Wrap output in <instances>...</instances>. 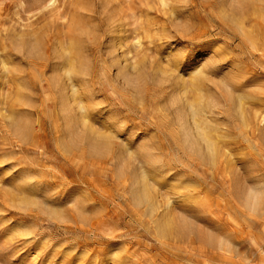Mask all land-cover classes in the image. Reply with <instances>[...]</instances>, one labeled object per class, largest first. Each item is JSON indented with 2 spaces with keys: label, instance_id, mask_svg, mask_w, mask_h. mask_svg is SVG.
<instances>
[{
  "label": "rangeland",
  "instance_id": "rangeland-1",
  "mask_svg": "<svg viewBox=\"0 0 264 264\" xmlns=\"http://www.w3.org/2000/svg\"><path fill=\"white\" fill-rule=\"evenodd\" d=\"M24 1L19 9V0H0V62L7 69L6 108L12 115L10 122L0 117V264H264V130L259 129L264 115V0L231 5L226 0H122L132 27L128 45L138 41L136 52L148 58L146 80L141 75L138 82L145 90L144 102L114 80L113 68L104 74L100 60L106 57L108 29L102 0H54L48 7L52 0ZM119 1L110 0L107 10L117 8ZM62 21L67 46L76 39L78 53L88 55L92 69V87L90 82L87 87L81 84L80 92L84 96L85 87L84 92H91L92 100L85 98L83 103L89 109L86 123L97 133L83 128L77 146H67L56 102L41 81V73L48 75L52 68L55 24ZM20 25L35 32L39 53L30 52L26 41L20 46L12 41ZM203 57L214 58L220 69H210L201 91H188L187 96L206 104L212 92L219 96V80H230L234 97L242 88L241 104L249 123L242 124L232 101L228 112L216 108L218 115L207 114L213 126H219L215 162L181 146L171 132L166 100L177 73H186V65ZM157 68L163 69L164 78ZM20 77L28 89L17 83ZM219 100L222 107L224 98ZM91 142L95 149H87ZM119 157L124 170L118 166ZM140 169L161 202L157 215L169 201L173 214L186 221L182 232L158 239L144 216L145 205L134 204L131 184ZM247 188L258 193L255 210L244 204L241 192ZM31 199L60 201L62 213L50 216ZM19 223L31 232L29 237L16 231ZM110 249L116 251L114 259Z\"/></svg>",
  "mask_w": 264,
  "mask_h": 264
},
{
  "label": "bare ground",
  "instance_id": "bare-ground-1",
  "mask_svg": "<svg viewBox=\"0 0 264 264\" xmlns=\"http://www.w3.org/2000/svg\"><path fill=\"white\" fill-rule=\"evenodd\" d=\"M53 2H54V0L50 1L47 5H45V7H48V6L52 5ZM109 2H110V0H102V3H101L102 7H103V10H104V13H106V27H107L106 29H108L107 30L108 31V33H107L108 34V41H107L106 46H105V52H106L105 56L106 57L105 58L101 57L100 63L102 65V67H104L103 68L104 69V74L107 73V71L110 74V70L113 71V69H114L115 70L114 71L115 74H114V76H112V77H114V80L121 82V84H123L125 88H127V89L130 88L131 91L134 93L133 96L136 99H139L141 102H144L143 99H142V91H143L144 88L141 89V87L138 85L140 83H138V82L140 80L139 77L141 75H142V78H143V70L145 68V65H147L145 63L148 60V58H146V55L143 56V57H139L138 53L136 52L137 51L136 50L137 45H141V44L138 43V41L134 42L133 46L132 45L131 46L128 45V41L130 40V35L128 34V32H130V29L132 27L129 29L130 24L128 23V20H129L130 16H129L128 13H126V11H124L123 8H125V7H122V4L124 3V1L122 2V0H121L119 2H116V3H118V6L115 5V6H117V8H115L114 10L113 9L112 10L109 9L110 11H108L107 10L108 9L107 6L110 4ZM163 2H164V0H163ZM234 2H238V0H226L225 4L229 3L228 5H231ZM244 3H246V2H244ZM35 4H37V3H35ZM40 4H42V3H40ZM25 5H26V3H25L24 0H19V2H18L19 9L24 8ZM84 7H86V6H84ZM38 9H40V8H38ZM41 10H43V9L41 8ZM53 10H54V8H53ZM91 10H92V8H91ZM239 11H241V10H239ZM240 13L241 12H239L238 14H240ZM241 14H243V13H241ZM227 17L230 18V16H227ZM94 18L95 17H93V19ZM103 19H104V17H103ZM230 22H232V21H230ZM71 24H73L72 21H71ZM64 26H65V23L63 21L62 22H57L55 24L54 39H53L54 41H53V45H52V50H53L52 62H53V64H52V68L50 70V73H49V71H48L49 74L47 73L48 75H46V73H44V72L41 73V78H42L41 81L46 84V87H47L46 90L50 92L54 102H56V107H57V111L56 112L59 113L58 115H61V119L63 121L64 139L66 140L67 146H70V145L78 144L76 142H78L77 141L78 136L81 133L83 128H85L84 130L88 131L87 133H90L92 135L94 133H97V130H95L92 125H88V123H86L88 121V115H89V114H87L88 113L87 110H89V109H87L86 106L84 105V103H85L84 99L86 98V100H87V99L91 98V96L89 94L90 91L88 93L84 92L85 90H87L86 89V87H87L86 84L90 82V81H88L89 80V78H88L89 77V72H90V69H91L90 59H89L88 55L81 56L80 53H78L79 49L77 50V48L75 47V45L77 43L76 39H70L69 40L70 41V45L67 46V44H66V42H65V40L63 38V36H66L65 33H67V32L63 31ZM72 26H73V29L72 30L69 29L70 33H74V31H75L76 25L74 24V25H71V27ZM131 26H133V25H131ZM19 27H20L19 29L13 30V32L11 34L12 35L11 36L12 37L11 38L12 41L16 44V46H20L22 43H24L26 41L25 46L30 52H32V53L34 52L35 54L39 53V51L37 50L38 42H37L36 34L32 30V28L25 27L24 25H20ZM94 28H96V27H94ZM135 29H136V27H135ZM136 35H138V34L136 33ZM103 39H104V37H103ZM69 41H68V44H69ZM101 42L104 43V41H101ZM90 43H92V42H90ZM95 44H96V42H95ZM100 48H101V46H100ZM15 51L17 52L16 49H15ZM100 51H101V49H100ZM100 51H99V53H100ZM21 52H22V50H21ZM150 53L152 54V52H150ZM15 54H17V53H15ZM33 54H31V56ZM168 56H170V55H168ZM107 57L109 58V60L106 59ZM161 57H158V58H161ZM175 57H176V55H175ZM25 58H27V57H25ZM163 58H164V56H163ZM33 59H35V57ZM167 59L165 60V62H167ZM0 60H1V58H0ZM92 60H93V58H92ZM161 60L162 59H160L159 61H161ZM213 60H214V58H209L207 60L206 58L203 57V58H200V59H196L191 64L186 65V66H188V68L186 69V73H183V74L177 73L176 77L174 78V82H173L174 90L172 92L168 91L169 95L166 93L168 95V98L166 99L167 100V104H168V107H170V109H171L170 110L171 113H169L171 118H170V116L168 114H166L171 119L169 121L172 122V125L170 124L171 132L174 133V135L178 138L179 143L181 144V146L183 148L187 149L191 153L199 155L202 159H209L211 162H215V160L217 159V155H218L217 149L218 148H217L216 141L214 140L215 139L214 137H215V133L218 134L220 132H215L216 128H217L216 127L217 124L215 125V127L213 126L215 124V122H213L214 124L212 123V120H211L210 116L208 117V119L210 118V121H211L210 123H212V125L209 124V120L207 119V114L218 115L219 111H216V108H224V110L226 112H228L230 110V106H229L228 102L232 101L233 102V110H234L235 113H237V117L239 118V120L245 126H248V124H249L248 123V117L246 115V111L244 110V108L242 107V104H241L242 98L245 97V95L241 93L242 92L241 91L242 88L239 89V92L235 91L236 92V96L234 97L232 95L233 94L232 92H234L233 89H232V85L233 84L230 83V80L224 79L223 78L224 76L222 77L223 79L219 80V88L217 90V93L219 94V96L215 95L214 92H212L213 94H211V95L208 93L210 96H208V100H207L206 104H203L202 101H199V100L197 102V101L194 100L195 98L191 99L190 96L189 97L187 96L188 91H195V92L201 91L200 84L202 83V81L204 79L207 78L206 75H207L208 71L210 69L219 67V66H216V63ZM169 61L170 60H168V62ZM212 62H214V63H212ZM43 63L46 64L45 62H43ZM22 64H24V63H22ZM0 65H1V71H0V117L4 118L5 120L10 122L12 120V115L8 112V110L6 108V105H7L6 101H7V97H8V92H7L8 88L5 89V84L7 83V80H6V71H7V69L5 67L6 65L4 64L3 60L0 62ZM165 66H167V64ZM177 66H179V64ZM35 68H37V67H35ZM46 68H47V66H46ZM167 68H169V67H166V69ZM94 69H95V67H94ZM219 69H220V67H219ZM17 70H18V68H17ZM157 70H158L157 72L160 75L161 74L165 75V73H164L162 68H157ZM18 71L21 72V70H18ZM43 71H45V70L43 69ZM91 71H92V69H91ZM170 71L168 72V74L170 73ZM17 73H19V72H17ZM17 73H15V75H17ZM25 73L26 72H24L23 74H25ZM90 73H92V72H90ZM171 73H172V71H171ZM147 75H149V74H147ZM156 75H157V73L155 74V76H153V78L156 77L155 79H157L158 76H156ZM164 75H163L162 78H164ZM25 77H26V75H25ZM232 77H234V76H232ZM170 78H171V76H170ZM20 79L24 80L22 77H20L19 80ZM144 79L146 80V78H143V81H144ZM207 80L208 79H206L205 81H207ZM20 81L17 82V83H19L21 85V88L30 87V86H27L28 84H25L26 83L25 81H24V84H21L22 81L21 82ZM163 81L164 80H162L160 82L165 84V81L164 82ZM170 81H171V79H170ZM152 82H153V80H152ZM157 82L160 83L159 81H157ZM108 83L109 82H107V84ZM143 83L145 84L146 82H143ZM166 83H168V82H166ZM45 84L44 85L42 84L43 88H44ZM81 84H84L86 86L84 91L81 89L83 91V93H84V96L80 92V88H81L80 85ZM112 84H114V83H112ZM154 84H155V81H154ZM90 85L92 87V83L91 82H90ZM117 86H115V87H117ZM142 86H144V85H142ZM161 86H164V85L162 84ZM18 87H19V85H18ZM145 87H147V86H145ZM152 87H154V86H152ZM170 87H172V85ZM207 87H208V85H207ZM122 88L123 87H121V90H122ZM118 89H119V87H118ZM158 89H160V88H158ZM19 90H20V88H19ZM25 90L26 89H24L23 92ZM224 91L226 93H224ZM19 92H21V90ZM163 92H164V90H163ZM147 93H145V94H147ZM21 94H22V92H21ZM120 94H122V93H120ZM123 95H125V93H123ZM92 96H93V94H92ZM9 97H10V95H9ZM131 97H132V95H131ZM202 97H203V95H202ZM220 97L224 98L222 107H221V102L219 100V99H221ZM28 98H29V96H28ZM192 98H193V95H192ZM26 99H27V97H26ZM26 99H24V100H26ZM90 100H92V99H90ZM202 100H203V98H202ZM21 101H23V100H21ZM86 102H88V100ZM141 102H140V104H141ZM167 104H166L165 107H167ZM86 105H88V104H86ZM250 105H251V103H250ZM87 107L91 108L90 105L87 106ZM165 113H163V114H165ZM101 115H100V117H102ZM162 117H163V115H162ZM259 118H260V116H259ZM105 120H103V121H105ZM14 124H16V123H14ZM26 124L28 125V123H26ZM112 125H113V123H112ZM256 126H255V129L258 127V126L257 127ZM60 127H62V126H60ZM112 127H114V126H112ZM260 127H262V128H260ZM104 128H105V126H104ZM218 128H219V126H218ZM218 128H217V130H218ZM251 128H253V127L251 126ZM222 129H224V128H222ZM259 129L264 130V115L261 116V118L259 120ZM110 133H112V132H110ZM24 134H26V133L24 132ZM103 134H104V137H105L106 136L105 133H103ZM89 136H91V135H89ZM83 140H85V139H83ZM61 142H63V141H61ZM87 142H88V140H87ZM96 145H98V142H97ZM84 146H86V145H84ZM95 147L96 146H94V144L91 142V143H89V147H87V149L88 148L95 149ZM101 147H102V145H101ZM109 147H112V146L110 145ZM109 147H107L108 150L110 149ZM93 149H89V150H93ZM119 150H121V149H119ZM105 151H106V149H105ZM109 153H111V152H109ZM91 155H93V153ZM129 157H127V158H129ZM117 161H118V166L120 168H122L123 167L122 166L123 165L122 164V158L119 157V159ZM127 161H128V159H127ZM129 161H130V159H129ZM122 169L124 170V167ZM125 169H127V168H125ZM141 169H140V171L139 170H136V172L134 171L135 173L133 175V181H132V184H131V194H132L133 201L135 202L134 204L138 205V207H140V206L142 207L143 205H145V207H146L145 209L146 210H144V212H146V213H144L145 214L144 216L146 218H148L147 222L150 223L151 225H153V229H154L155 234H156L158 239H162V238H164V237H166L168 235H172L173 233L182 232L185 228H187L186 221L182 217H177V216H175L173 214L172 208H171L172 204L169 201H167L166 204H165L164 212L159 214V215H157L156 212H157V210L159 208H161V202L157 199V195L152 193V191L150 189L152 184L150 185V183L148 182L149 179L147 178L146 173L143 170L141 171ZM123 174H124V172H123ZM12 178H14V177H12ZM19 179H21V177ZM11 184H12V182H11ZM13 187H14V185H13ZM241 194H242V198H243L244 204H245V206L247 208H250L251 210L257 209L259 198H258V193H257V191L254 188L244 189V190H242ZM13 199H14V197H13ZM24 199H25V197H24ZM37 199H39V197H37ZM32 201H34V200H32ZM67 201L71 202V203L72 202H76L75 199L70 200V201L67 200ZM33 203H37L38 205H41L43 207L42 209H44V211L46 213H48L50 216H53V217L60 216L61 213H62V208L64 206V204H62L60 201H55L54 199L41 200L39 202L34 201ZM24 204H25V202H24ZM189 220H191V218ZM191 223H192V221H191ZM16 231H21V234L23 232L25 235H28V234L31 233L24 224H20L19 227L16 229ZM179 235L181 237V233ZM28 237H29V235H28ZM169 237L171 238L172 236H169ZM202 238H203V236H202ZM204 239H202V240H204ZM210 239H212V238L209 237L208 240H210ZM171 240H173V239H171ZM176 240L177 239H175V241ZM219 244H222V243H219ZM115 249L114 250L110 249L111 251L109 253V256H110L111 259H114V257L116 256Z\"/></svg>",
  "mask_w": 264,
  "mask_h": 264
}]
</instances>
